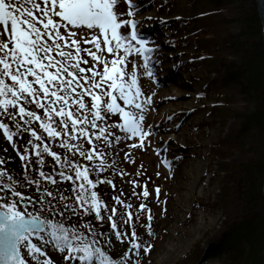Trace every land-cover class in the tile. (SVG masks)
I'll return each mask as SVG.
<instances>
[{
    "label": "snow or ice",
    "instance_id": "snow-or-ice-1",
    "mask_svg": "<svg viewBox=\"0 0 264 264\" xmlns=\"http://www.w3.org/2000/svg\"><path fill=\"white\" fill-rule=\"evenodd\" d=\"M121 2L128 5L127 16H134L133 0H0V131L24 169L21 179L0 167V264H55L49 246L78 264H141L132 256L148 254L153 247L137 236L131 203L114 196V205H109L96 191L102 184L116 187L112 179L100 178L116 167L115 160L109 163L111 153L100 145L112 148L114 142L139 138L129 147L143 148L150 135L143 121L153 100L144 98L137 65L129 57H142L144 75L154 77L159 57L152 54L159 46L149 47V40L137 31L138 22L122 18L125 14L117 10ZM129 26L130 34L124 35L121 29ZM113 116L118 121L109 123ZM114 129L124 136L115 135ZM47 158L51 172L44 170ZM125 160L135 162L128 153ZM6 163L0 156V166ZM163 163L171 166L167 160ZM117 174L127 175L122 169ZM63 181L71 182V195L60 189ZM32 186L35 197L20 190ZM155 193L159 198V187ZM141 195L149 197L147 185ZM8 196L16 199L6 200ZM36 203L61 219L29 213L27 206ZM139 210L147 213L145 229L154 235L151 210L144 203ZM90 215L107 222L117 241L129 242L121 257L96 246L98 236H104L109 247L112 242L90 222L67 223L72 216ZM124 226L131 227L130 239L120 230Z\"/></svg>",
    "mask_w": 264,
    "mask_h": 264
},
{
    "label": "rangeland",
    "instance_id": "rangeland-1",
    "mask_svg": "<svg viewBox=\"0 0 264 264\" xmlns=\"http://www.w3.org/2000/svg\"><path fill=\"white\" fill-rule=\"evenodd\" d=\"M149 1L152 3L151 11L156 14L158 22L162 18L172 21L175 20V16L181 17L173 25L176 33L181 35L178 45L188 54L185 58L186 66L183 74L185 76L197 75L199 77L193 81L195 88L199 87V97L196 98L195 96V100L189 106L191 109L196 105L201 111L193 116V122H200V125L192 132V138L193 142H204L201 148L195 149L200 155H205L202 158V162L206 164V170L197 183L193 196H190L189 201H193V206L190 207L191 203H189L186 207L187 211L179 212V227L174 230V238L167 239L170 244L175 245L181 242L190 243L184 251L179 253L180 256L177 259H172L167 264H222L221 258L209 256L208 247L222 235L228 222L241 213L242 201L239 197V190L243 173L240 171L239 165L246 160L248 153L244 147L238 146L235 148L232 144L230 145L239 127V110L243 109L249 98L242 91L240 84H233L232 79L226 76L225 64L227 60L237 63L238 58L235 55L230 56L232 52H228L224 47L220 50L214 47V45H219L222 41L227 42L229 45L236 41L240 26L237 16L233 12L232 6L235 3L226 4V10L221 16L211 17L207 15L200 19H195V15L199 12L207 11L210 7L215 8L218 0H146V2ZM135 3L136 0H133L134 5ZM158 6L159 11L157 10ZM172 9L175 10L174 13L167 14L166 17L163 15L166 14L167 10L171 12ZM117 10L125 14L122 17L123 19L135 21L141 17L140 11L143 12V10L138 12L135 10L134 16L129 17L127 16L128 5L123 2L118 5ZM171 27L172 25L169 24L168 28H166L169 30ZM145 29L146 26H137L138 33L149 40V47H153V41L150 40L152 35L144 33ZM121 31L124 35H129L131 27L123 28ZM176 50L174 51L176 52ZM203 55L205 56L202 57ZM108 58L111 59V57ZM129 60L137 65L139 84L144 93V98L149 97L155 81L151 77L144 75L142 57L134 54L129 57ZM132 63L128 64V71L132 70ZM150 108L151 105H148L144 113L145 120L143 121L144 131L148 133L156 125L149 119ZM118 119V117L113 116L109 123L116 122ZM202 119L204 122L201 121ZM180 120L181 118L174 120V122H179ZM113 131L115 135L124 136V133L119 129H114ZM199 131H202L203 134L197 135ZM169 135L174 136V133H169ZM0 136L4 138L2 131H0ZM4 140L6 141L5 138ZM138 143L139 138H132L123 140L120 143L114 142L112 148H105L103 144L100 145L106 152L111 153L109 156L110 163L112 160L116 161V167L110 169L111 179L116 185L115 188L112 187L113 190L111 191L110 202L112 203H108L105 198L104 202L114 205L112 197L120 196L125 202L131 203L132 208L130 211L134 214L133 223L135 229L136 225L140 224L142 230H144V224L148 219L146 212L139 210L140 204L144 203L147 207H159L157 208L159 224L157 225V233L154 238L156 246L159 240L165 237V233L168 230V227L163 225L166 218L164 212L169 207V193L175 189V181L178 176L177 172H169L170 167L165 166L163 163L165 160L169 161V152L161 153L166 144L161 145L159 148L155 147L149 143L146 137L143 148L129 147V145ZM7 144L9 143L7 142ZM224 144H227V146H224ZM9 146L11 147L10 144ZM168 146L174 147L172 144H168ZM13 151L17 154L16 150L13 149ZM259 151L261 150L259 149ZM126 153L130 154L131 159L135 161L134 163L125 160ZM193 161L194 165L197 166L201 163V158L196 156ZM169 162L171 163V161ZM81 163L88 162L81 159ZM173 165L178 169L179 165L177 162H173ZM121 169L127 173L126 176L122 177L117 174ZM138 170L141 173L140 175H137ZM211 180L212 183L210 184ZM132 181H136L137 184L134 186ZM190 181H195V175L192 173ZM144 185H147L150 193L146 199L141 195ZM157 187L160 189L159 198H157L155 193ZM133 192L136 195H133ZM20 206H23V204H20ZM117 207L123 210L122 206ZM28 212L36 214L29 210ZM136 216H139L138 220L135 219ZM185 222L186 225H184ZM196 224H204V227L201 230L195 229ZM101 225L106 228L105 230L108 232L112 242V249L109 248V245L106 248L113 255H116V258L121 257L130 247L129 242L127 240L124 243L117 241L114 235L111 234L110 226L107 222H103ZM183 226H185L188 233L187 235H182L181 238H177V233H180ZM120 230L127 232L129 239L131 238V227L124 226ZM138 231L140 232L141 230L139 229ZM137 236L145 244H149V241H152L151 238L148 239L147 235L144 237L141 233H138ZM154 251L153 249L148 255L141 251L139 257L133 255L132 260L134 262L139 259L141 264L143 261L144 264H148L152 260L151 256ZM65 255L67 253L51 250V259L55 263L78 264L77 261H66L64 259ZM113 255L111 256L114 257ZM151 264H156V261Z\"/></svg>",
    "mask_w": 264,
    "mask_h": 264
},
{
    "label": "trees",
    "instance_id": "trees-1",
    "mask_svg": "<svg viewBox=\"0 0 264 264\" xmlns=\"http://www.w3.org/2000/svg\"><path fill=\"white\" fill-rule=\"evenodd\" d=\"M217 5L210 7L207 11L199 12L195 15V19H200L205 16L218 17L226 10L225 5L235 3L233 12L237 16L240 26L239 34L236 41L230 45L222 41L219 45H214L217 49H227L232 52L230 56L235 55L238 62L227 60L225 64L226 76L232 79L233 84H240L242 91L249 98L247 104L239 110V127L236 131L232 144L235 148L244 147L247 153L246 160L239 165L243 177L240 180L239 197L242 201L241 213L232 218L222 235L211 243L208 247V254L211 257H219L222 264H264V45L261 20L257 10L255 0H218ZM211 9V10H210ZM199 29V28H198ZM208 45V44H207ZM223 52V51H221ZM226 56V55H225ZM229 56V55H227ZM229 59V58H228ZM10 123V122H9ZM28 135L23 136V140H27ZM110 139H112L110 137ZM227 146V144H224ZM7 149V152H4ZM259 149L261 151H259ZM54 150L63 153V150L54 146ZM0 156L7 158V163L0 167H6L10 170V174L23 178L24 169L22 162L13 149L0 136ZM49 166L44 170L51 172V158H47ZM110 163V161H109ZM123 170V169H122ZM37 175L35 171L31 173ZM110 178V169L100 174V178ZM95 179V176H92ZM50 190H55V186L46 185ZM71 182L63 181L60 184V189L65 195H71ZM26 196L35 197V187H25L20 189ZM112 187L107 184L99 185L96 191L108 203L111 201ZM4 195V193H0ZM8 199L10 196L6 197ZM50 199V198H49ZM55 203V201H53ZM18 206L24 210V205ZM149 209V207H148ZM39 213L42 218L59 220L61 217L53 216L47 210H41L39 203L29 204L27 211ZM147 214V213H146ZM90 222L97 232H103L108 235L106 228L94 219V216H72L67 223L76 224L77 226ZM141 230L140 232L138 230ZM81 231H86L80 229ZM137 235L141 233L144 236V230L140 224L136 225ZM87 234V233H86ZM91 238V237H90ZM98 245L102 249L113 255L107 248L108 243L104 236H98ZM34 243H38L36 238H33ZM112 249L111 247H109ZM51 246L48 247V255L51 257ZM50 251V252H49ZM116 258V255H113ZM58 264V263H55Z\"/></svg>",
    "mask_w": 264,
    "mask_h": 264
},
{
    "label": "bare ground",
    "instance_id": "bare-ground-1",
    "mask_svg": "<svg viewBox=\"0 0 264 264\" xmlns=\"http://www.w3.org/2000/svg\"><path fill=\"white\" fill-rule=\"evenodd\" d=\"M146 0H136L137 12L140 11L141 17L137 19V26L145 27L144 33L151 34L150 40L153 41V47L159 46V51L152 54V56L159 57L158 66L154 77H151L155 84L152 87L150 96L152 97L153 104L149 110V119L156 125L150 130V135L147 137L149 143L155 147H160L163 144L161 153L169 152V161L171 173L177 172V179L175 181V189L169 193V207L164 212L165 220L164 227H168L165 237L159 240L158 245L155 246L154 238L156 237V229L158 228V209L159 207H149L153 216L152 231L154 235H149L145 229V225L149 223L146 221L144 224V237L152 239L149 244L153 245V255L151 256V264L156 261V264H167L172 259H177L179 253L184 251L190 242H181L177 245L170 244L167 239L174 238V230L178 226L179 212L187 211V206H193V201L190 196L194 194L195 187L206 170V164L202 162L203 154H199L195 148H201L204 142H193L192 132L199 127L200 122H193V116L199 114L201 111L198 106H189L196 98L199 97V87L195 88L194 80L198 79L197 75L185 76L186 61L185 58L188 54L178 45V40L181 38L179 33H176L174 23L178 22L181 17H176L175 20L160 19L158 22L156 14L151 11L152 3ZM160 6V5H159ZM158 6V11H159ZM145 11V12H144ZM167 10L166 15L174 13L175 10ZM164 17V18H165ZM179 18V19H177ZM195 18V17H194ZM149 21H151L149 24ZM169 24L172 25L171 29H167ZM167 27V28H166ZM185 39V37H184ZM175 49L176 52L174 51ZM203 55L202 57H204ZM193 114V115H192ZM179 122H174L180 119ZM204 122V120H201ZM169 133H174L170 136ZM203 134L199 131L197 135ZM168 144L174 145L172 148ZM160 154V152H159ZM198 154V155H197ZM208 154V153H207ZM201 158V163L197 166L194 165L193 159L195 157ZM177 162L178 169L174 167L173 162ZM200 161V160H199ZM191 173L195 175V181L191 182ZM212 180L210 181V184ZM204 203V202H203ZM188 221V220H187ZM161 224V223H160ZM186 225V222L184 223ZM204 224H196L195 229H202ZM194 229V230H195ZM185 226L181 228L180 233H177V238L182 235H187ZM146 239V238H145ZM155 247V248H154ZM150 252L148 254H150ZM147 254V255H148ZM148 259V257H147ZM144 264V261L142 262Z\"/></svg>",
    "mask_w": 264,
    "mask_h": 264
},
{
    "label": "water",
    "instance_id": "water-1",
    "mask_svg": "<svg viewBox=\"0 0 264 264\" xmlns=\"http://www.w3.org/2000/svg\"><path fill=\"white\" fill-rule=\"evenodd\" d=\"M256 2V6H257V10L259 13V17L261 20V25H262V34H263V45H264V0H255ZM263 194H264V184H263Z\"/></svg>",
    "mask_w": 264,
    "mask_h": 264
}]
</instances>
